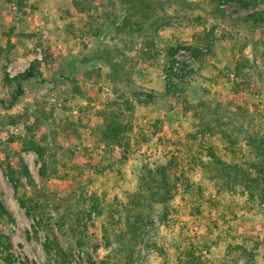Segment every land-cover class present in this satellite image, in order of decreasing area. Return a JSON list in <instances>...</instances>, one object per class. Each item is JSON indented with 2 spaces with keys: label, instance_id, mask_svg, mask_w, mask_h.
Masks as SVG:
<instances>
[{
  "label": "rangeland",
  "instance_id": "obj_1",
  "mask_svg": "<svg viewBox=\"0 0 264 264\" xmlns=\"http://www.w3.org/2000/svg\"><path fill=\"white\" fill-rule=\"evenodd\" d=\"M86 1L92 6V17L76 15L74 29L69 32L61 10L71 8L73 0H29V7L22 12L7 0H0V37L9 34L15 43L12 63L7 67L10 77L24 73L36 58L42 60L36 37L53 53L50 64L42 66L43 77L24 84L25 95L15 107L7 110L0 104V201L14 220L8 226L0 222V228L12 242L16 264L57 263L44 249L45 232L35 229L36 221L19 203L7 176L9 166L18 172L21 194L34 196L23 176L25 165L43 190L40 201L46 197L53 202L55 219L65 216L64 230L53 221L51 227L53 239L65 253L72 254L71 264H89L87 254L96 264L105 260L107 264H121L126 254L116 245L108 250L105 247L103 226L108 215L119 211L121 205L131 204L146 167L169 163L174 166L172 178L182 180L184 175L192 191L185 194L178 185L166 220L162 207L142 210L146 227L140 239L131 244L134 264H196L186 256L188 252L200 264H264V203L240 189L234 194L220 193L202 167L210 162V148L225 162L248 167L254 157L245 133L259 132L264 137V26L252 35L240 30L235 21L264 8V3L258 1L249 8L236 4L226 7L234 20L220 24L216 30L220 41L204 64L182 48L175 58L179 65L174 72L179 75L193 70L194 74L185 83L178 81L182 91L169 98L165 93V48L170 41L190 46L195 34L211 29L214 21L201 9L184 11L171 2L166 12L179 14L181 21L155 35L160 55L146 60L141 55L151 34L138 37L129 30L119 32L106 18L112 9L111 0ZM188 1L208 9L206 0ZM123 9L115 12L120 19ZM89 28L99 31V37L88 35ZM29 35L34 37L19 38ZM1 44L6 46L4 41ZM100 46L112 51V62L122 65L118 76L104 62L80 63ZM246 61L253 69H245L237 77L238 63ZM145 94L154 99L150 101ZM6 98L0 72V102ZM108 119L126 128L122 139L130 145L129 154L124 147H112L113 152L106 154L109 144L102 134ZM215 120L223 127H217ZM208 123L216 128L212 134L201 132ZM222 130L233 136L236 146L229 144ZM25 138L42 141L46 148L45 180L40 176L38 155L24 152L18 145ZM94 196L104 214L92 215L80 240L70 229L78 213L89 209ZM120 216L115 214V220ZM125 230L123 224L116 229ZM240 248L254 259H243Z\"/></svg>",
  "mask_w": 264,
  "mask_h": 264
},
{
  "label": "trees",
  "instance_id": "obj_2",
  "mask_svg": "<svg viewBox=\"0 0 264 264\" xmlns=\"http://www.w3.org/2000/svg\"><path fill=\"white\" fill-rule=\"evenodd\" d=\"M9 4L16 8L17 11L22 12L29 7V0H7ZM264 0H206L208 9L201 8L200 4H194L188 0H114L110 1L111 11L106 14V18L112 26L117 27L119 32H125L129 30L130 34H137L138 37H143L151 34V36L145 41L143 49V59H154L160 55L159 50H156V37L165 28H171L173 22H180L181 18L179 14L169 15L166 12V6L172 3H178L179 6L184 10H202L207 14L206 16L213 20L214 25L211 29L204 28L203 32L196 33L194 36V42L190 46L186 44H180L178 41H170L168 47L165 48V59H164V71L168 75V82L165 89L166 96L176 97L178 92H181V88L176 84L178 81L185 83L192 77L194 71H185L181 74L174 72L175 65L177 64L175 58L178 52L182 48L188 49L197 63L204 64L208 57L214 55V48L220 41L217 39L216 30L220 27V24L225 23L227 19L234 20L231 15L226 12V7L230 4H236L239 8H249L257 6V2ZM71 8H65L61 10L63 13V20L65 22L66 31L72 32L73 19L76 15L92 17L91 10L92 6L85 0H73ZM123 9L124 16L116 15V10L119 8ZM98 11L97 7L93 8ZM94 19V17L92 18ZM197 22L201 23V19L196 18ZM240 30H245L249 34H254L257 29L264 26V8L254 9L252 12L247 14L245 17H240L235 20ZM91 27V25H89ZM97 29V28H96ZM94 30V29H93ZM92 28L88 29L87 34L99 37V31H93ZM27 37L32 39L34 36H20L19 38ZM1 41L6 42V46L1 44ZM15 48V43H12L11 36L5 34L4 38L0 37V72L3 75V83L7 89L6 100H1L0 104L7 110L15 107L20 99L25 95L24 84L31 82L34 79L42 78V66L49 65L53 59V53L50 47L44 45L42 39L36 37V48L41 51L42 60L37 58L31 63L30 67L22 74L15 77H10L7 72V67L12 63L11 54ZM36 49V50H37ZM36 56H39V52H35ZM112 51L105 46H100L96 53L92 56L80 60L81 64L88 65L97 62L106 63L116 75H119V71H122L123 67L120 63L112 62ZM245 69L251 68L249 61L246 63H238L236 67V76L240 77V74ZM238 92V90H234ZM146 95V94H145ZM151 101L154 96L146 95ZM107 126L102 136L103 140L106 141L109 146L106 151L113 152V148L124 147L126 153H130V145L125 144L122 139V134L127 130L121 126L116 120L108 119ZM217 127H223L222 122L215 120ZM221 125V126H220ZM201 131L202 133L210 132L211 134L216 131V128L206 124ZM31 130V128H29ZM240 134V131H238ZM221 134L228 140L232 147L236 146L237 143L226 131H221ZM246 145L251 149L254 161L248 163V167L242 166V164L227 163L221 158L217 157L214 151L208 149V157L210 162L208 164H202L205 169L206 177L215 182L216 188L220 193H237L238 190H242L245 195L253 199H260L264 203V137L259 132H246L245 133ZM42 141L37 142L34 139L25 138L20 144H18L24 152H34L38 155L42 162V169L40 176L42 180L46 179V148L41 144ZM113 147V148H112ZM23 176L26 179L28 185L33 189L34 196L29 198L27 194H21L19 192V185L21 180L17 178L18 172L11 166L8 167L7 176L13 184L17 196L19 197V203L22 208L25 209L26 214L36 221L35 229L43 230L46 234V243L44 249L46 253L55 259L57 264L69 263L71 264V253H65L60 247L59 243L53 239V229L51 222L55 223L60 230H64L66 226L65 216L60 220L55 219L52 216V203H49L46 197L44 201H40L43 190L35 183L33 176L31 175L27 166H22ZM174 166L172 163L167 165L159 164L155 168L146 167L144 171L140 173L138 180V193L134 194L131 198V204L121 205L119 211H111L108 215V222L103 226L104 240L107 250L112 248L113 245L117 246V249L122 253L126 254V257L121 261V264H134L132 256L131 244L137 242L145 229L146 225L144 222V214L142 210L148 209L150 211L162 207L164 211V219H168L170 215L171 202L175 199V194L179 190V184L183 186L185 194H189L192 191V187L189 184H185V176L178 178L173 174ZM91 204L88 205L89 209H83L78 213L76 223L71 226V233L73 236H80L85 234L88 229V223L95 214L97 217H101L104 214V209L99 204L96 196L91 198ZM51 204V206H50ZM145 208V209H144ZM115 214L121 215L119 220H115ZM38 215V216H37ZM87 219V221H86ZM0 222L3 225H10L14 222L10 212L5 208L3 203L0 201ZM123 224L126 232H117L116 229ZM81 245V244H80ZM95 249H97L95 247ZM242 250L241 257L245 260H253L254 256L248 253L244 248ZM88 255L89 264L94 263L92 257ZM186 256L188 259L198 262V258L194 256L192 252H188ZM190 261V260H189ZM187 263V262H186ZM184 262V264H186ZM0 264H16V257L13 254V246L10 238L4 234L0 228ZM101 264H107V261H102Z\"/></svg>",
  "mask_w": 264,
  "mask_h": 264
},
{
  "label": "built area",
  "instance_id": "obj_3",
  "mask_svg": "<svg viewBox=\"0 0 264 264\" xmlns=\"http://www.w3.org/2000/svg\"><path fill=\"white\" fill-rule=\"evenodd\" d=\"M177 65H179V64L177 63Z\"/></svg>",
  "mask_w": 264,
  "mask_h": 264
}]
</instances>
